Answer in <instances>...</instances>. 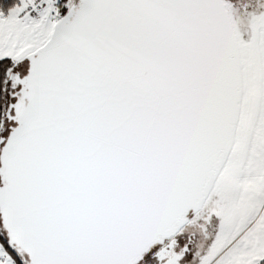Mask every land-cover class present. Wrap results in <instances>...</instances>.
<instances>
[{"label":"snow or ice","instance_id":"6c2138e0","mask_svg":"<svg viewBox=\"0 0 264 264\" xmlns=\"http://www.w3.org/2000/svg\"><path fill=\"white\" fill-rule=\"evenodd\" d=\"M0 264H264V0H0Z\"/></svg>","mask_w":264,"mask_h":264}]
</instances>
